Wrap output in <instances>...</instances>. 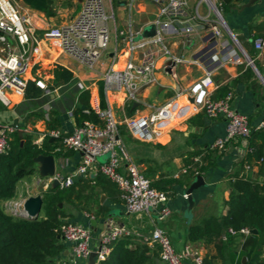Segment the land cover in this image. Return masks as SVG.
I'll return each instance as SVG.
<instances>
[{"label": "crops", "instance_id": "crops-1", "mask_svg": "<svg viewBox=\"0 0 264 264\" xmlns=\"http://www.w3.org/2000/svg\"><path fill=\"white\" fill-rule=\"evenodd\" d=\"M77 1L79 3L78 10L82 1ZM124 1L126 3L122 4L119 9L121 12V16L118 17L119 20L116 14L115 19L112 20L113 33L111 34L110 30L109 45L97 64H103L105 59L107 62L103 70L93 76H84L65 61L67 57L59 59L61 53L56 48L45 51L44 59L37 56L33 58V68L29 73L30 80L40 79L45 84L44 95L32 100L29 103L31 107L22 105L26 101L25 96L23 98L14 97L15 102L9 106L0 100V124H5L1 123L5 121L17 124L19 131L34 130L38 132V137L49 129H59L63 133H69L77 127L73 111L82 91H90V107L92 103H98L101 106L100 84L104 81V74L113 62H115V68H121L129 59L135 61L141 59L140 52H129L126 38L120 31H126L131 24L134 29L141 30L142 33L148 25L157 19L159 13V4L152 0H136L132 5L127 0ZM187 1V9L175 16L181 20L176 21L179 32L165 36V41L172 53L183 58V60L172 66V71L168 72V63L171 60L167 56L159 55L157 63L158 83L140 90L139 102L133 109V114L130 113L133 111L134 102L130 103L123 91L106 92L104 84L106 107L113 109L120 125L124 124L129 131L125 119L151 113L156 107L177 98L181 89H188L193 86L206 75L208 70H212L214 85L208 89L212 98H222L220 96L224 89L232 92L233 107L249 117L253 128L264 131V125L261 126L264 124V48L259 50L255 47V40L264 38V0H240L230 4L229 9L224 11L226 25L234 37L228 33L227 29H224L222 34L217 36L211 27L207 25L202 27L198 23H195L193 32L190 34L183 33L180 29L181 22H191L192 16H195L197 11L202 16L208 14L207 5H203L205 3L197 9L200 0ZM18 2V5L24 10L23 15L29 19L37 34L42 33L49 26L61 25L70 21L62 20L59 16L62 9L56 11L53 7L54 15L47 16L44 12L31 8L22 0ZM118 3L121 4V1ZM111 10L114 12L113 8ZM227 43H230L232 47H228ZM230 48L236 51L235 56L228 53ZM222 50H227L225 59L223 57L225 54H221ZM250 60L253 64L249 63ZM47 65H49L48 70L44 69ZM58 66H64L74 73V79L71 83L59 87L54 86L53 80ZM94 69L95 67L92 70ZM82 78L89 79L92 83L89 86H84L83 83L78 82ZM72 87L74 88L73 96L65 93V97L60 99L61 95L55 93L61 88H65L68 92ZM149 99H153L152 104L147 103ZM57 100H61L62 109H58L53 104L50 105L51 102H57ZM176 101H178L176 105L179 110L178 117L172 124L170 122L166 125L159 140L141 141L134 136H132L134 138L132 140L127 134H124L126 136L124 139L123 132L125 133V131H121V129H119V136L125 142L132 161L152 181L176 178L182 182V184L169 185V199L166 205L171 214L162 221L164 228L160 227L170 235L175 249L181 251L189 246L195 255H199L203 259L204 263L205 259H208L211 260V264H231L230 250L226 249L222 252L218 248L220 238L212 242H207L204 239L190 241L187 238L188 229L193 225L202 224L205 219L211 216H225L231 191L230 182L237 178L262 181V177L259 175L261 161L258 158L247 159L250 151L248 139L236 138L228 143L223 150L210 149L209 145L226 134V122L223 119L210 118L204 112L194 110L193 105H188L185 97L181 96ZM115 109L122 110L124 117L119 118ZM34 110H43L44 114L49 112L52 117L55 116L52 112H60V116L57 117L61 121L60 127L49 128L50 114L48 113V120L44 117L35 125H26L25 130H23L22 126L26 115ZM41 142L39 140L38 144ZM126 142L131 145L133 156ZM255 142L262 143V137H257ZM65 151L68 150H63V152ZM82 156V153L75 151L67 157L55 156L56 172L62 175L74 174L82 161ZM246 164H250L251 168L247 169ZM188 165L200 170V174L205 180V184L193 191L195 204L190 213H188L190 207L186 196L187 189L199 174H196L194 169L183 173V169ZM192 172L195 174L194 176H192ZM37 173L38 177L33 186H30L25 179L21 180L17 184L15 197L6 201L24 200L32 195H42L43 197L44 191L54 183H48L47 177H40L39 172ZM35 175L33 174V176ZM98 175L100 173L92 171L85 176H75L74 183L80 192V198L75 199L76 205L65 204L64 208L68 214L66 219L80 222L92 229L91 246L93 251L98 249L99 236L105 230L108 221L124 223L132 232L129 237L130 248L147 245L150 249L149 255L152 258L150 264H166L160 259L158 246L146 243L144 240V237L154 229L152 221L154 215L147 212L128 211L120 198L117 185L111 181L115 186L113 189L103 188L98 183ZM247 235L241 232L237 235L232 245L233 251L236 253L242 251ZM222 238L225 239L226 236L223 234ZM60 240L65 248L53 264H91L89 258L73 261L70 243L62 237ZM246 259V256H243L242 261L245 262ZM186 261L189 264H196L194 257H190ZM94 264H98L96 260Z\"/></svg>", "mask_w": 264, "mask_h": 264}, {"label": "built area", "instance_id": "built-area-1", "mask_svg": "<svg viewBox=\"0 0 264 264\" xmlns=\"http://www.w3.org/2000/svg\"><path fill=\"white\" fill-rule=\"evenodd\" d=\"M83 0L78 13L69 22L45 28L37 34L27 17L21 12L17 0H0V100L6 105L15 102L14 97L23 98L33 68V58L44 59L45 51L56 48L76 60L83 66L93 69L101 60L110 42L109 21L115 19V13H110L113 0ZM124 1V0H119ZM118 1V2H119ZM136 0H127L132 5ZM159 4L157 19L151 23L157 27V33L151 37L136 39L141 30L134 29L130 24L126 31L120 33L126 38L130 53L138 51L141 59L127 60L121 68H115V62L104 74L105 91H123L126 99L139 102L138 95L141 89L158 83V57L167 56L178 63L183 58L174 55L165 41V36L179 32L175 16L187 9V0H152ZM205 3L208 14L202 16L196 12L192 21L181 22V31L190 34L195 29V23L202 27L207 25L220 36L227 25L224 19L223 0H200L198 7ZM213 17V19H211ZM228 33H232L227 29ZM255 47L264 48V38L255 40ZM235 56L236 51H228ZM227 55H224V59ZM253 64L252 60L249 61ZM42 88V80L34 79ZM214 85L212 70L188 89H181L177 98L172 99L162 106L156 107L146 115H135L125 119L126 125L136 139L141 141L159 140L170 122L178 117L179 110L176 99L185 97L188 105H193L196 111L204 112L213 119H223L226 124V134L216 139L210 149H225L226 145L236 138L248 139L252 131L249 117L237 111L232 105L233 93L228 92L222 98H212L209 87ZM194 95V101H190ZM186 105V106H188ZM183 107V106H182ZM87 113L94 112L99 121H85L69 133L59 129H49L41 133L36 142L43 141L45 136L60 139L59 150H72L82 153V161L72 175H62L55 172L48 176V183L58 181V185L68 187L74 183L75 176H85L89 172L100 173L114 182L120 191V198L130 212H147L154 210V229L144 237L146 243L155 244L159 248L160 259L166 264H186L185 260L194 257L196 264H205L199 255H195L189 246L177 251L172 238L162 228L157 226L158 221L167 219L171 211L166 205L168 191L160 190L153 186V181L143 174L138 165L132 161L127 146L119 136L120 121L111 107H101L92 103ZM49 119V114H45ZM262 124L261 126H263ZM260 126V127H261ZM19 127L14 123L0 124V153L9 149L11 133ZM64 134V135H63ZM108 155L104 162L98 161L99 157ZM246 168H251L246 164ZM194 169L196 174L200 170L191 165L183 169L187 173ZM187 196V195H186ZM25 200V199H24ZM24 200H10L4 202L5 209L14 214L22 208ZM231 232H235L230 228ZM241 233L249 234L251 230L242 228ZM60 236L70 243L73 261L88 259L93 249L92 229L80 222L64 219L59 228ZM131 230L121 222L110 220L106 223L105 230L99 236V247L96 250V262L105 260L112 244L120 238L130 237Z\"/></svg>", "mask_w": 264, "mask_h": 264}, {"label": "trees", "instance_id": "trees-1", "mask_svg": "<svg viewBox=\"0 0 264 264\" xmlns=\"http://www.w3.org/2000/svg\"><path fill=\"white\" fill-rule=\"evenodd\" d=\"M31 8L44 12L47 16H53V0H22ZM240 0H223L224 11L230 4ZM74 79V73L64 67L58 66L55 70L53 84L55 87L69 84ZM45 90L33 80H28L25 89V107H31L32 100L42 97ZM102 107L105 108L104 81L100 84ZM228 93L222 90L221 96ZM90 108V91L84 90L79 94L78 103L73 111L77 126L85 121L98 122L94 112L87 113ZM134 110L130 113L133 114ZM43 110H34L26 115L23 130L26 125H35L37 121L44 119ZM57 116L49 120V128H56ZM254 129L248 137L249 153L247 159H260L259 175L262 181L237 178L230 182V197L227 201L228 210L225 216H211L202 224L189 227L187 238L190 241L205 240L212 242L220 238L218 248L220 251L229 249L232 255L231 264H264V131ZM65 134V133H64ZM63 134V135H64ZM38 132L24 131L20 135L19 130L11 133L9 149L0 153V264H53L61 255L65 246L60 240L59 228L64 219L68 217L65 204L76 205L75 199L80 198V192L76 183L68 187L52 185L43 193V207L37 219H27L6 211L4 201L12 199L16 195L17 184L28 176L38 172V165L34 158L38 155H54L56 157L70 156L73 151L63 152L60 147V139L45 136L38 144L35 142ZM257 137H262V143L255 142ZM203 169V168H202ZM202 171V170H201ZM195 174L192 172V176ZM98 183L103 188L113 189L115 186L103 174L98 175ZM182 184L176 178H166L153 181V186L160 190L168 191L169 185ZM232 228L235 232H231ZM242 228L257 229V233H249L245 237L242 251L236 253L232 245ZM223 234L226 236L222 238ZM129 237L118 239L112 244L108 257L99 264H150V249L147 245L130 248ZM246 256V261L242 258ZM211 260L205 259V264H211Z\"/></svg>", "mask_w": 264, "mask_h": 264}, {"label": "rangeland", "instance_id": "rangeland-1", "mask_svg": "<svg viewBox=\"0 0 264 264\" xmlns=\"http://www.w3.org/2000/svg\"><path fill=\"white\" fill-rule=\"evenodd\" d=\"M118 1L119 0H113V3H112V5H113V10H114V13L116 14V17H117V19L119 20V16H121V12L119 11V9L121 8V6H122V4H119L118 3ZM196 1H198V0H196ZM18 2V1H17ZM107 3H108V0L106 1ZM19 3V2H18ZM21 5V4H20ZM78 5H79V3H78V1L77 0H53V7L56 9V11L57 10H59V9H62L61 11H60V13H59V16L62 18V20H70V17L72 16V15H74L75 13H76V11H77V13H78V11L80 10V8H81V4H80V7H79V9L77 10V8H78ZM203 5H206V4H203ZM19 8H20V10H21V12H23L24 13V10H23V8H21L20 6H19ZM76 13V14H77ZM110 13H112V10L110 9ZM75 14V15H76ZM74 15V16H75ZM73 16V17H74ZM119 22V21H118ZM109 27H110V30H111V34L113 33V22L112 21H109ZM148 27H150V26H148ZM120 28H122V27H120ZM59 53L61 52V51H58ZM60 58L59 59H61V58H64V57H67L66 58V62L71 66V67H73V68H75L76 69V71L77 72H81L82 74H84V76H93L94 74H96V73H98V72H100L101 70H103L104 68H105V64H106V60L104 59L103 60V64H99V65H97V66H95V69L94 70H92V69H89V68H87V67H85V66H83L82 64H80L79 62H77L76 60H74V59H72L71 57H69L68 55H66V54H64V53H61L60 54V56H59ZM49 65H47V66H45L44 67V69H49V67H48ZM78 82H81V83H83V85L85 86V85H90L91 83H92V81L91 80H89V79H85V78H82V79H79V81ZM74 83V82H73ZM72 83V84H73ZM79 84V83H78ZM73 87H75V86H73ZM70 88L69 90H68V92H67V90H65V88H61V89H58L55 93H56V95H61V98L60 99H63L64 97H65V93H69L70 95H72L73 96V91H74V88ZM79 89H81V87H79ZM65 90V91H64ZM147 103H150V104H152L153 103V99H149L148 100V102ZM51 104H53L55 107H57L58 109H62V102H61V100H57V102H51L50 103V105ZM49 105V106H50ZM115 111H116V113H117V115H118V117L119 118H122V117H124V115H123V112H122V110H117V109H115ZM49 113V112H48ZM53 114H55V116H57V117H59L60 116V112H52ZM50 114V113H49ZM128 114V113H127ZM52 118V114H50V119ZM58 121H59V123L58 124H56V127H60V119L58 118ZM1 123H10V122H8V121H5V122H1ZM119 129H121V131L122 130H124L125 131V133L123 132V138L124 139H126V136L124 135V134H127L128 135V137H129V135H130V137H131V139L132 140H134V138L132 137V135L130 134V132L125 128V126H124V124H122V125H120L119 126ZM30 132H33V131H30ZM127 143V145H128V148H129V151H130V153H131V155H132V151H131V145H129V143L128 142H126ZM133 156V155H132ZM108 158V155L106 154V155H104V156H102V157H99L98 158V161H100V162H104L106 159ZM36 175L35 176H33V175H31V176H28V177H26L25 178V181H27V183L30 185V186H33V184H35V182H36V179H37V174L38 173H35ZM41 177V176H40ZM190 211H191V209H189L188 210V213H190ZM151 213L154 215V217H156V214L154 213V210H151ZM164 224H162V221H158V223H157V226H159V227H162V228H164V226H163ZM245 241V240H244ZM185 263L186 264H189L186 260H185Z\"/></svg>", "mask_w": 264, "mask_h": 264}, {"label": "water", "instance_id": "water-1", "mask_svg": "<svg viewBox=\"0 0 264 264\" xmlns=\"http://www.w3.org/2000/svg\"><path fill=\"white\" fill-rule=\"evenodd\" d=\"M19 1V0H18ZM83 1V0H80ZM126 1H121V4H125ZM150 27H146L143 32L138 36V39L140 38H144V37H151L154 36L157 33V27L155 24H150L148 25ZM228 30H230L227 27ZM228 47H232V45L230 43H227ZM227 52V50H222L221 54H225ZM222 55V56H223ZM224 57V56H223ZM176 63L174 60H171L168 63V68L167 71L171 72L172 71V66H174ZM190 101H194V97H192L190 99ZM138 105V102H134L133 106H132V110ZM22 130L19 131L20 135H22ZM34 161L37 163L38 165V172L40 174V176L42 177H48V176H52L55 174L56 172V161H55V156L54 155H38L37 157L34 158ZM205 184V180L204 177L199 174L197 175L196 180L190 185V187L187 189V198L189 201V207L190 209H192L194 207V200H193V191L197 188H199L201 185ZM54 185H58V181L55 180L54 181ZM43 207V197L42 195H32L27 197L23 204H22V208L20 210H17V212L15 213V215L19 216V217H23V218H27V219H37L41 213ZM251 233H257V229H252ZM97 252L96 251H92V253L89 256V259L91 261V264H94L95 261V257H96Z\"/></svg>", "mask_w": 264, "mask_h": 264}, {"label": "bare ground", "instance_id": "bare-ground-1", "mask_svg": "<svg viewBox=\"0 0 264 264\" xmlns=\"http://www.w3.org/2000/svg\"><path fill=\"white\" fill-rule=\"evenodd\" d=\"M174 121H175V119L170 124H172Z\"/></svg>", "mask_w": 264, "mask_h": 264}]
</instances>
